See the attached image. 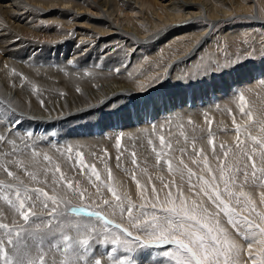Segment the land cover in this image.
Instances as JSON below:
<instances>
[{
	"label": "bare ground",
	"instance_id": "1",
	"mask_svg": "<svg viewBox=\"0 0 264 264\" xmlns=\"http://www.w3.org/2000/svg\"><path fill=\"white\" fill-rule=\"evenodd\" d=\"M254 1L0 0V101H4L3 104H0V116L5 115V105L13 98H15V103L11 107L22 113V123L15 130L17 143L10 145L21 154L15 157L18 161L14 164H8L7 157L0 154V165L13 168L15 174L19 175L29 188H43L49 194H53L52 189L56 188L59 193L63 186L58 188L57 184L52 183V176L59 175L55 172L53 165L59 167L67 182L73 183L77 180L69 176L68 170L74 166L65 163L62 158L64 156L52 154L42 147L39 141L43 137H36V129L45 127L49 133L53 131L52 135H55L54 129L59 128L57 126H60L62 122L69 121L75 123L76 126L73 123L75 133H78V129L82 128L85 129L86 134L91 136L93 135L91 131L96 125L95 128H102L105 131L106 138L99 137L98 139L102 140L101 143L105 148L96 150V147H88L91 146L93 139H89L88 135L86 140L83 137V148L87 158L92 159L95 155L98 160L107 161L114 181L113 186L122 188L130 197L135 196L137 178L131 182L126 178L129 179L132 172L130 175L124 174L127 175L126 178L119 174L116 166L120 163H117V153L113 143H120L126 151L133 152L140 157L143 150L139 146L138 149L137 145H141L148 139H145L147 131L151 136L154 135L148 130L150 121L156 116L157 118L162 117L158 116L162 109L165 110L163 112L165 115H175L171 110L172 106L170 109L169 107L163 108L165 104L171 105L168 102L176 103L169 95H161L157 90L154 91V94L150 92L161 85L162 88L167 89V86L172 85L174 79L178 81L177 70H181L180 62L183 65L191 61L196 51L203 47L212 28H209L208 24L204 25L205 27H202V24L197 25L200 23L195 22L196 18L199 17L206 20L207 23L215 24L219 19L226 21L230 20L231 15L244 14L256 21L254 26H263L264 20L259 16L264 13V0H257L256 3ZM2 4L8 5L3 7ZM254 9L256 16L253 15ZM91 10H95L97 15H91ZM257 16L258 18H256ZM164 38L168 44L182 40H187V42L186 46L180 50V55H173L165 65L162 64L163 66L156 64L153 66L159 69H155L157 78H152L155 79L153 80L155 83L152 84L151 79L147 78L150 74L143 79L137 73L136 60L140 57L136 59L137 48L135 46L137 43L144 46L162 43ZM115 39L124 45L115 47V43H113ZM170 39L173 40L169 42ZM165 41L163 42L165 43ZM124 48H129V50L124 51ZM164 50L166 51V49ZM153 51L155 52V50ZM40 65H44L45 68L50 67L51 70L43 69ZM99 68L105 71H96ZM78 75L80 78H77ZM171 75L177 77L171 80ZM174 106L179 109L181 105L177 107L178 105L174 104ZM110 114L116 115L114 121L117 125H112L110 118L109 121L102 118ZM8 119L11 118L0 119V126L6 124ZM86 125H91L88 132ZM52 128L54 129L52 130ZM32 129L34 130L32 131ZM46 131L42 136H46ZM70 131L72 132V130ZM27 132H31L33 135L26 136ZM160 132L161 130L157 129L156 133ZM119 137L122 141L118 140ZM106 140L110 143L105 142ZM68 141L67 143H69ZM50 142L56 146L59 144L55 137ZM82 142L75 141L78 144ZM103 149L104 152H101ZM7 151L6 148L5 152ZM145 152L147 151L145 150ZM133 153H130V158ZM72 154L74 155L73 152L69 153V155ZM45 157L51 162L50 167L44 163ZM126 160H129L128 156H126ZM153 162L155 161L152 160L151 164H148L154 165ZM134 171L137 174V169ZM47 175H50L51 178H47ZM11 179L6 178L5 174L0 171V183L8 182ZM80 180L82 179L80 178ZM65 198L68 200L70 208L75 207L69 197ZM9 212L10 205L4 198V194L0 193V213H2L0 222H7L11 225ZM100 214L102 215V213ZM11 215H15L14 210L11 211ZM69 218L84 220L88 225L97 222V220L87 217ZM106 218L109 219L107 216ZM112 221L113 224L118 223L115 220ZM99 223L103 224L102 221ZM93 228H84L87 229L86 231L81 229L80 233L85 235H80L79 239L89 241L88 246L96 252L100 264H116L115 257L117 256L124 259L119 245L116 246L117 251L111 253V256H105L100 251L101 249L98 250V246L103 247L104 245L110 250L113 244L110 239L104 238L103 233L101 235ZM103 230L109 234L115 232V236L117 235L114 229L104 228ZM121 239H123L122 236ZM44 258L46 261L50 258L55 259L57 264H64L65 260L73 259L70 255L66 256L61 253H45Z\"/></svg>",
	"mask_w": 264,
	"mask_h": 264
},
{
	"label": "rangeland",
	"instance_id": "2",
	"mask_svg": "<svg viewBox=\"0 0 264 264\" xmlns=\"http://www.w3.org/2000/svg\"><path fill=\"white\" fill-rule=\"evenodd\" d=\"M252 1L254 0H251V2ZM256 1L254 2L256 3ZM6 5L8 4H2L3 7ZM255 12L256 10L254 9V16H256ZM90 14L97 15V12L95 10H91ZM259 17H261V19L263 18L264 20V13H261ZM229 18L230 20L227 19L226 21L219 19L215 22V24H212V22L207 23L205 22L206 20H203L202 18L201 20L199 17L196 18L195 22L200 23L197 25L202 24V27H205L204 25L208 24L209 28H212V31L204 42L203 47L196 51L191 61H188L183 65L182 62H180L181 65L179 68H181V70H177L179 77L176 76L179 82L175 81L174 79L172 85L167 86V89L162 88L161 85L157 89L150 92L154 94V91L157 90V92L160 91L161 95H169L176 103L168 102L171 105L167 106L168 104H165L163 108L166 109L169 107L170 109L172 106L173 108L171 110L175 115H165L163 113L165 110L162 109L158 115L162 117L157 118L156 116V118L151 120L150 123L148 121V130L154 134L152 135L154 137H152L149 131H147L148 133L145 136V139H148L141 145H137V148L139 146V148L143 150L141 153L142 157H139L137 154H135L134 157L131 156V159L130 153L133 152L126 151L123 145L120 143H113L114 149H116L117 153V163H120L118 166H116L117 171L120 172L118 173L126 178L127 175H130L132 172L134 175H136L135 178H137V181H139L140 184L144 186L143 188L137 187L135 196L130 197L126 192H124L122 188L113 186L114 181L112 180V174H110V168L107 161H102L101 159L98 160L94 154L92 159L87 158L86 151L83 148L84 142H82L83 137L86 140L88 135L84 132L85 129L80 128L78 129V133H80H75L74 126L76 125L74 122L69 121L62 122L63 125L60 124V126H57L59 128H52V130L54 129L56 131L55 135H52L53 131L49 133L48 129L45 127L40 128V131L36 129L35 135H39H36V137H43L40 139V141L38 140L41 142L42 147L46 148L52 154H59L60 157L64 156L62 157L64 162L68 163L70 166H74L68 170L69 176L72 179L77 180L75 181L76 183L71 182L73 186L77 190L87 189V194L81 200L69 197L74 203L75 207H90V209L99 211L105 217L107 216L109 219L121 223L124 227H130L126 222L129 219L126 211L123 217L120 215L121 208L126 209L128 206L127 200L124 199L125 197L130 199L132 203L138 207L144 202L141 198L142 192L144 197L148 199H154L151 191L152 187L155 186L158 190L161 188V181L158 179V177H163L165 181H172L174 179L176 184L181 183L179 175L173 177L167 171L164 159L162 157L159 159V163L157 162V152L160 151L159 137L161 135L165 137L166 143L171 144V149L168 150L167 155L171 156L173 154L172 150L180 147L181 142L187 144V151L182 157L184 163L188 166V168H191L193 172L196 173V175H203L205 179L211 180L212 176L215 175L217 177L215 182L219 185V190L223 191V180L220 178L221 174L219 171L217 170L209 173L207 170H205V165L203 161L199 159V156L202 155L206 157L207 167L214 170L218 169L220 166L227 165L223 173V178L226 179L229 175V171L235 167V164L230 163V160L232 155L238 150V147L251 146L253 143L252 137H255L258 140H264V25H260L258 27L254 26L256 21L253 19H248L249 17L247 15L244 16V14H234ZM165 40L166 39L164 38L163 41ZM172 40L173 39H170L169 42ZM163 41H161L162 43H152L151 45L145 46L143 44L137 43L135 46V48H137L136 59L140 57L138 60H136L138 67L137 73H139L143 79L146 78L148 74H150L147 78L151 79L150 81L152 84L155 83L153 80L157 78L155 74L156 70L159 69L154 68L153 66L155 64L157 66H163L173 55H180V50L186 46L187 42V40H182L168 44V41H165V43ZM116 42L117 39L113 41V43H115V47H120L123 44ZM153 46H155L156 49ZM164 49H166V51ZM127 50H129V48H124V51ZM153 50H155V52ZM138 52L140 53L138 54ZM40 66L43 69H50V67L45 68L44 65ZM100 69L101 68L97 69L96 71H105L104 69ZM176 77H172L171 75V80ZM77 78H80V76L78 75ZM241 95H243L245 98L243 107L245 113H249L248 118H245V116L240 111L242 107L240 101ZM174 104L178 105L177 107H179V105L181 106L179 109H176L174 108ZM124 109L127 108L124 107ZM172 111H170V113H172ZM114 116L110 114L106 116L107 118H102H105L107 121H109L110 118L111 124L117 125L114 121L116 120V115ZM237 125L240 126L239 136L237 135ZM254 125L255 127H253ZM86 126V131L88 132L91 125ZM95 127V131H91L93 135H88L89 139H93L91 146L88 147H96V150L105 148V146L101 143L102 140H98L99 137L106 138L105 131L104 129L102 130V128ZM157 129H160L161 132L156 133ZM33 130L34 129H32V131ZM45 130H47L46 136H42L45 135ZM70 130H72L73 133ZM246 135L249 137L247 140L244 139ZM53 137L59 141L57 146L50 142L52 141ZM121 137H119L118 140L122 141ZM77 140L82 143H75ZM67 141L69 143H67ZM105 142H108V140ZM108 143H110V141ZM193 144H195V153L192 149ZM221 145H223L224 148L231 149V151L228 153V157H224V148H222ZM154 147L156 148V152H153ZM74 148L75 151H73ZM145 150L147 152H145ZM72 152L74 155H69V153ZM101 152H104V149L101 150ZM77 153L82 155L84 154L83 158L87 166H94L97 169V172L101 177L99 182L95 181V179L90 176V167H88L84 172L79 169ZM145 153H149V156ZM194 155L197 157V162L195 163L191 158ZM126 156H128L129 160H126ZM215 156L221 157L223 164H220V162L214 158ZM108 157L107 160H109ZM256 157L259 160L260 153L258 151L256 152ZM133 160L135 163H133ZM152 160L155 161L153 162L154 165H150ZM17 161V158H15V162ZM87 161L89 163L91 162L92 164L88 163V165ZM145 161L147 164H150L147 165ZM44 163L48 165V167L51 166V162L48 160H45ZM135 169H137V174L134 173ZM60 173L56 176L57 178L60 176ZM132 173L129 179L126 178L127 181L133 182L134 175ZM46 177L51 178L50 175H47ZM80 178L82 180H80ZM67 183L68 182L65 179L61 180L60 183H57V187L60 188V186H63L62 188L66 189ZM97 184H99V187H97ZM109 186L116 188L118 194L121 196V200H117L114 196H112L111 192L109 191ZM239 190L244 191L251 197L257 212L264 213V202L261 200V196L264 195V185L260 187L245 185ZM232 191H238V189L232 188ZM187 194V185L185 184V195ZM160 199L163 201V193L160 194ZM240 199H243V197ZM104 200H107L108 204L103 203ZM121 201H123V203H121ZM226 202L232 206V202L230 200ZM204 203L205 206L211 208V205L207 201V197H204ZM109 205L113 206L109 207ZM117 205H119V207H116ZM148 210H151L150 205H148ZM159 210L160 207L158 205L157 211ZM212 210L214 211L215 209ZM133 214H139L135 208L133 209ZM241 215L249 216L251 218L252 214L249 212H242ZM219 220L221 227H223L233 238H235L239 244L246 247L247 242L242 238V235H236V232L232 229V226L227 223V218L222 212L219 214ZM75 221L79 222L81 229L94 227L95 229H93L95 232L100 234L103 233V235H105V239L107 237L108 240L110 239V241H112L115 237V232L109 234L106 230H103L105 226L102 223H99V221L94 222L92 225L91 223L88 225L86 222H84V220L80 219H76ZM257 222L259 223L260 221ZM130 230L135 232L134 229L130 228ZM80 235L85 234L80 233ZM129 247L133 250L136 249L134 250L135 252H139L136 260L139 261L140 264H150V262L151 264H165L168 258L159 256L157 254L164 250H173L171 249V246L168 245H165L160 249L153 250H142V246H137L136 244L129 245ZM105 249L108 250L109 248H106L105 245L103 247L98 246V250L103 253L106 252ZM255 251L256 249H254V254ZM155 256L156 260L152 261V258ZM244 259H247L246 252Z\"/></svg>",
	"mask_w": 264,
	"mask_h": 264
},
{
	"label": "snow or ice",
	"instance_id": "3",
	"mask_svg": "<svg viewBox=\"0 0 264 264\" xmlns=\"http://www.w3.org/2000/svg\"><path fill=\"white\" fill-rule=\"evenodd\" d=\"M244 100V96L241 95L240 111L245 118H248L249 113H245L243 107ZM3 103L4 101H0V104ZM13 103L15 98L5 105V115L0 116V119L11 118L0 126V154L7 157L8 164H14L15 157L21 154L16 148L10 147L17 143L15 130L22 123V113L11 107ZM41 103L43 104V101ZM236 127L239 136L240 126ZM10 129L13 131L10 132ZM25 135L32 136L33 133L27 132ZM248 138L247 135L244 137L245 140ZM252 140L251 146L238 147L236 153L232 155L230 163L235 164V167L229 171L226 179L223 178V173L227 165L214 170L207 167L206 157L199 156L205 165V170L209 173L218 170L221 174L223 191H220L219 185L215 182L217 180L215 175L211 180L205 179L203 175H196L184 163L182 157L187 151V144L181 142V146L172 150L173 154L169 156L167 153L171 149V144L166 143L165 137L161 135L157 162L159 163L162 157L167 171L173 177L179 175L181 183L176 184L174 179L165 181L163 177H158L161 188L158 190L155 186L152 187L154 199L144 197L142 192L141 198L144 202L138 207L125 197L128 206L126 209L121 208L120 215L123 217L126 211L129 217L126 222L130 227H123L121 223L113 224L112 220L102 216L99 211L85 207L70 208L65 197L81 200L87 194V189L77 190L71 182H68L66 189L62 188L58 193L57 189L53 188V194H49L43 188H29L20 176L15 174L13 168L0 165V171L5 177L12 178L8 182L0 183V193L4 194L10 205L11 216V225L0 222V264H57L55 259L50 258L46 261L45 253H61L73 257L71 260H65L64 264H100L96 252L88 246L89 241L79 239L81 231L79 222L69 218L81 216L102 221L105 228L116 231L117 235L112 240L113 247L104 253L105 256H111L119 245L124 259L115 257L116 264H125V261L127 264H140L136 260L139 252L129 247L132 244L142 246V250L160 249L164 245L171 246L173 250H164L157 254L168 258L165 264L169 262L170 264H264V213L257 212L251 197L239 190L245 185L254 187L264 185V140L255 137H252ZM221 147L224 148L223 145ZM6 148L7 152H5ZM192 149L195 153V144L192 145ZM230 151L231 149L224 148V157H228ZM257 151L260 153L259 160L256 157ZM153 152H156L155 147ZM77 157L79 169L84 172L90 167V176L99 182L101 177L97 169L94 166H87L82 154L77 153ZM191 158L194 163L197 162L195 155ZM214 158L223 164L221 157ZM53 167L55 172L60 173L58 166L53 165ZM64 179L63 173H60L58 178L53 176L52 183L57 184ZM136 183L138 188L144 187L139 181ZM185 184L187 195H185ZM232 188L238 191H232ZM109 191L117 200H121L115 187L109 186ZM161 193L164 194L163 201L160 199ZM204 197H207L211 208L205 206ZM241 197L243 199H240ZM228 200L232 202V206L226 202ZM261 200L264 202V195L261 196ZM103 203L108 204V201L104 200ZM148 205L151 210H148ZM158 205L159 211H157ZM134 208L138 215L133 214ZM12 210L15 215H11ZM221 212L236 235H242L247 242L246 247L239 244L221 227L219 220ZM242 212L251 213V218L241 215ZM254 249H256L255 254ZM245 252L247 259H244ZM86 257L90 258L85 259ZM155 260L156 256L152 258V261Z\"/></svg>",
	"mask_w": 264,
	"mask_h": 264
}]
</instances>
